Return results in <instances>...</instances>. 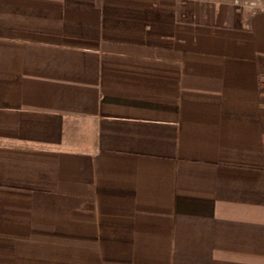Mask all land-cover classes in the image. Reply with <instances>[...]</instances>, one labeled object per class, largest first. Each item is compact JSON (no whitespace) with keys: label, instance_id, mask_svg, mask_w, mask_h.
I'll return each mask as SVG.
<instances>
[{"label":"crops","instance_id":"obj_1","mask_svg":"<svg viewBox=\"0 0 264 264\" xmlns=\"http://www.w3.org/2000/svg\"><path fill=\"white\" fill-rule=\"evenodd\" d=\"M0 264H264V0H0Z\"/></svg>","mask_w":264,"mask_h":264},{"label":"built area","instance_id":"obj_2","mask_svg":"<svg viewBox=\"0 0 264 264\" xmlns=\"http://www.w3.org/2000/svg\"><path fill=\"white\" fill-rule=\"evenodd\" d=\"M236 2H238V1H236ZM246 4H249V5H256L257 3H256V1H248V2H245Z\"/></svg>","mask_w":264,"mask_h":264}]
</instances>
